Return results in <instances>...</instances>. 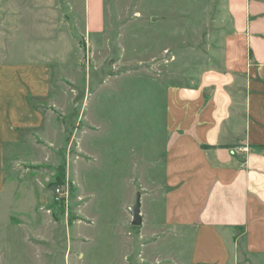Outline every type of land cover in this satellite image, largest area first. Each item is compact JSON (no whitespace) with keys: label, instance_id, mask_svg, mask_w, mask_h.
I'll return each instance as SVG.
<instances>
[{"label":"rangeland","instance_id":"obj_1","mask_svg":"<svg viewBox=\"0 0 264 264\" xmlns=\"http://www.w3.org/2000/svg\"><path fill=\"white\" fill-rule=\"evenodd\" d=\"M231 26L229 0H0V91L41 90L31 62L51 82L47 134L0 169V264H174L142 129L159 89L219 63Z\"/></svg>","mask_w":264,"mask_h":264},{"label":"crops","instance_id":"obj_2","mask_svg":"<svg viewBox=\"0 0 264 264\" xmlns=\"http://www.w3.org/2000/svg\"><path fill=\"white\" fill-rule=\"evenodd\" d=\"M229 2L219 63L159 89V117L142 129V160L161 172L150 216L178 237L164 252L174 264H264V0ZM25 65H42L44 82L0 91L3 172L50 123L38 103L51 96L48 65Z\"/></svg>","mask_w":264,"mask_h":264},{"label":"water","instance_id":"obj_3","mask_svg":"<svg viewBox=\"0 0 264 264\" xmlns=\"http://www.w3.org/2000/svg\"><path fill=\"white\" fill-rule=\"evenodd\" d=\"M157 17H152V20H157ZM132 215V224L135 226H140L143 224V216H142V200L141 197L138 196L136 199V203L131 210Z\"/></svg>","mask_w":264,"mask_h":264}]
</instances>
